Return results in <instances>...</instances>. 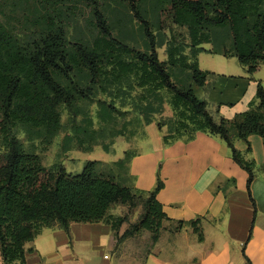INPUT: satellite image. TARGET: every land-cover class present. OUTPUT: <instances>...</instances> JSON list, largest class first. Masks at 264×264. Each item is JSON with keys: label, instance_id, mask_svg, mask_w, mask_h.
Wrapping results in <instances>:
<instances>
[{"label": "trees", "instance_id": "1", "mask_svg": "<svg viewBox=\"0 0 264 264\" xmlns=\"http://www.w3.org/2000/svg\"><path fill=\"white\" fill-rule=\"evenodd\" d=\"M141 2L0 0V250L6 264H25V244L43 228L60 227L70 233L72 222L104 221L115 204L129 206V212L113 223L115 229L141 207L138 220L128 225L120 239L149 230L153 234L149 251L158 240L162 223L168 219L155 196L163 187L161 180L153 190L139 194L100 171L101 160L86 161L77 173L62 163L48 168L38 153L25 148L16 132L21 126L29 137L51 141L63 127L61 106L76 122L81 102L95 100L99 90L106 92L129 75L156 96L164 90L171 93L172 114L164 119L165 125L160 123L163 119L145 112V125L157 120L159 128L168 127L164 144L190 140L203 131L228 143L234 161L248 173L247 190L255 205L250 192L256 177L253 162L244 159L235 139L247 141L251 134L264 138L263 84H258V104L231 120L216 118L207 102L197 98L193 86L207 83L209 72L200 69L197 59L201 50L237 56L249 73L258 71L264 62V0H160L155 9L158 17L168 3L175 12L174 21L188 26L190 34L188 52L168 42L167 61L157 51L160 20L156 17L152 23L154 30L141 18ZM84 7L90 16L82 15ZM128 8L131 14L135 11L133 17L144 21L148 37L144 53L114 34L113 17L123 14L132 19ZM215 28L230 30L229 46L213 36ZM204 43H211V48L206 49ZM99 105L106 108V101ZM77 127L74 134L83 144L86 129ZM133 155H127L128 163ZM116 164L124 165V159ZM191 224L202 241L197 221Z\"/></svg>", "mask_w": 264, "mask_h": 264}, {"label": "crops", "instance_id": "2", "mask_svg": "<svg viewBox=\"0 0 264 264\" xmlns=\"http://www.w3.org/2000/svg\"><path fill=\"white\" fill-rule=\"evenodd\" d=\"M168 42L166 38L161 44L166 53ZM209 44L203 46L210 49ZM168 56L160 59L167 61ZM197 59L209 74L205 86L193 89L216 118L231 120L258 104L264 62L251 74L237 56L201 50ZM167 131L157 120L149 121L146 149L134 154L127 168L128 185L139 194L163 182L155 196L168 219L150 251L149 243L135 253L117 251V237L136 218L130 216L115 229L113 223L129 212L128 205L115 204L104 221L72 222L70 233L60 227L43 228L25 244V264H247L248 260L264 264V138L251 134L247 141L235 139L244 159L253 162L254 205L247 190L248 173L234 161L223 138L203 131L190 140L164 144ZM193 221L202 230V241ZM0 264H6L1 250Z\"/></svg>", "mask_w": 264, "mask_h": 264}, {"label": "rangeland", "instance_id": "3", "mask_svg": "<svg viewBox=\"0 0 264 264\" xmlns=\"http://www.w3.org/2000/svg\"><path fill=\"white\" fill-rule=\"evenodd\" d=\"M159 1L142 0L140 5L141 18L148 20L151 26L152 23L156 22V17L160 20L162 29L156 31L158 54L161 58H167L165 47L161 46L162 41H165L166 38L171 44L182 45L183 49L188 52L190 44L188 26L177 24L174 21L175 12L168 3L164 5L165 9L158 17L155 9L160 4ZM127 10L130 12V8ZM81 12L85 17L90 16L89 9L86 7ZM129 14L132 19L124 18L123 14H117L113 17L114 34L144 53L147 50L145 42L148 41L143 28L144 21H140L137 16L133 17L136 14L134 10L132 11L133 15L131 12ZM118 20L119 22H117ZM14 24H16L15 21ZM152 28L154 29V26ZM213 31L214 37L222 39L227 46L231 44L232 35L230 30L215 28ZM208 44L204 43V46H208ZM191 62H193V59ZM175 71L179 72L178 69ZM175 77L173 75V79H177ZM170 99L171 93L168 90H164L160 92L159 96H156L152 90L140 87L135 76L129 75L122 81L109 86L108 91L99 90L96 93L95 100L81 102V112L76 117V122L71 121L69 110L61 106L60 114L62 115L63 127L51 141H47L42 136L29 137V134L21 126L16 128V132L25 148L28 151L38 153L43 164L48 168L54 164L62 163L69 172L77 173L83 170L86 161L101 160L100 171L113 176L115 180L122 184L128 185L127 155L137 154L146 149L145 112H152L151 114L155 117L163 119L160 123L162 126L165 125L164 119L169 118L168 116L172 114ZM98 100L106 101V108L101 107ZM161 102L163 105L166 104L167 109L164 111ZM115 108L119 109V112H116ZM75 126L86 129L81 136L84 138L83 144L80 143L78 136L74 134ZM87 131L94 132L89 136ZM122 159H124V165L116 164L117 161ZM140 213L141 207L138 208L137 213L130 215L132 216L130 219L135 220L136 218L138 220ZM126 214L124 213V215ZM148 234L149 239H147ZM152 236V232L145 233L143 231L123 239L117 237L116 249L120 253H127L134 249L135 253L136 249L140 250L145 247H143V244L149 243V246H151V243H153Z\"/></svg>", "mask_w": 264, "mask_h": 264}]
</instances>
